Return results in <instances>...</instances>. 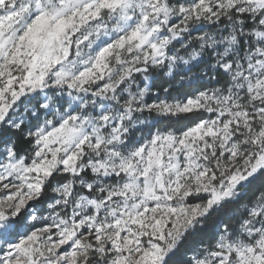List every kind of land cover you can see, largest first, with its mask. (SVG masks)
<instances>
[{
  "label": "snow or ice",
  "instance_id": "obj_1",
  "mask_svg": "<svg viewBox=\"0 0 264 264\" xmlns=\"http://www.w3.org/2000/svg\"><path fill=\"white\" fill-rule=\"evenodd\" d=\"M0 264H264V0H0Z\"/></svg>",
  "mask_w": 264,
  "mask_h": 264
}]
</instances>
